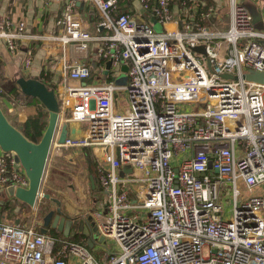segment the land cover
Listing matches in <instances>:
<instances>
[{"label": "built area", "instance_id": "2783aa9c", "mask_svg": "<svg viewBox=\"0 0 264 264\" xmlns=\"http://www.w3.org/2000/svg\"><path fill=\"white\" fill-rule=\"evenodd\" d=\"M90 1L101 15L98 29L90 33L67 9L51 38L79 54L97 43L98 56L114 70L124 65L128 81L124 88L87 85L82 81L90 70L76 57L65 60L60 120L81 135L52 145L90 148L99 157L107 204L93 226L103 241L93 247L109 238L115 249L97 258L85 246L34 226L0 222V264H67L70 258L76 264H264V195L241 191L264 184V86L241 78L248 70L264 72V31L252 28L238 0H229L226 31L197 21L161 33L129 12L118 15L119 0ZM170 1L139 0L164 24L171 22ZM213 14L208 8L201 17ZM23 31L22 22L0 29L9 52ZM30 64L28 57L24 66ZM121 90L128 100L124 114L115 103ZM27 186L14 155L0 152V191ZM221 195L232 199H226L232 205L228 221L221 217Z\"/></svg>", "mask_w": 264, "mask_h": 264}, {"label": "crops", "instance_id": "0c3cea01", "mask_svg": "<svg viewBox=\"0 0 264 264\" xmlns=\"http://www.w3.org/2000/svg\"><path fill=\"white\" fill-rule=\"evenodd\" d=\"M120 1H124L125 4L123 9L118 7V15L129 12L136 20H143V18L149 20L152 16L149 15L147 11L143 10L139 0H119L118 3ZM238 2L241 3L247 11L248 9L244 4H250L248 8L252 14V19L256 20L258 18V21H256L255 24L261 22L264 29V0H238ZM208 8H212L214 14L210 19L202 18L201 14H203ZM67 9L70 11L74 19L79 22L80 26L90 33H93L98 29V26L101 23V15L92 5L90 0H0V29L5 28L6 22H22L24 24V37L16 41L17 49L13 53L9 52L5 42L0 40V76L8 81H16L20 77H25L26 79L36 78L53 89L58 95L64 79L62 64L68 58L76 57L77 60L85 65L91 72V77L82 81V83L96 85L110 82V71L114 69L110 66L108 74H104L106 71L107 60L98 56L97 43H91L84 54H79L73 50L72 46L67 45L63 48L60 44L52 40L51 37L57 35L61 30L60 22L64 18ZM169 9L171 22L164 24L157 20L161 25V32L165 31L167 28L174 29L176 26L181 28L184 22L195 23L197 21L200 25L206 26L215 31H226L230 27L231 8L229 0H171ZM28 57L31 60V64L29 67H25L24 61ZM122 67L125 66L121 65L117 70L122 69ZM112 80H114V78ZM11 104L14 107L18 106L19 108L24 109V112L22 113L24 116L23 120L25 119L26 114L33 110V107L27 106L25 102L18 101V103H10L5 100V105L9 108L11 114L13 113V110L10 107ZM79 135H81V133ZM88 149L98 163L99 157L94 154L95 152L93 153V150L90 148ZM82 150L83 149L70 148L57 149V147L52 145L46 165V178L44 177V179L46 182V179L50 178V175L57 171L58 172L55 175H59V173L62 174L56 164L62 158L67 160L68 164L74 168L76 165L74 158L78 159V161L83 164L82 166L80 164V169H82V173L88 182L89 192L94 196V198H91L94 202H92L91 205V212L84 214L85 217L87 216V218H84V228L86 226L87 230L84 229L83 231H78L75 229L63 233V231L52 230L50 224H48L46 235L51 236V234H54L56 237L53 238L69 240L83 245L88 249L87 241L89 239H91L92 248L95 247H93V243L97 240L99 241V239H93V236L96 233L92 232V229H94L93 226L105 215L104 208L103 215H101L98 210V198L101 194L106 195V191L101 187L97 169L96 183L94 182L93 177L89 175L84 165ZM118 174L122 176L123 172L120 171ZM77 178H80V181L82 180V177L79 176V174L76 177L74 176L75 180H77ZM91 180L94 188L91 185ZM95 184L97 186L96 188ZM53 191L57 192L56 188H54ZM50 197L53 198V196ZM0 199L1 201L3 200L1 197ZM56 199L60 202V211L62 210L61 206L64 207L63 213L67 217H70L68 214L69 212H72L77 208L67 197L64 199L56 197ZM27 207L28 206L24 204L18 205L17 200L14 198H4V200L0 202V222L12 223L15 225L18 224L21 226H34L37 231H39L43 225L38 221L39 218L37 217V214L33 213V211L32 213L30 212L31 218H28L29 214H27L26 209L29 207ZM56 209L57 206L53 210L55 213ZM76 216H79V214ZM59 232L61 235H59ZM76 236L80 237L75 239ZM56 247H59V244H57ZM102 251V247L98 248L97 258H99ZM67 262V264H76V259L70 258Z\"/></svg>", "mask_w": 264, "mask_h": 264}, {"label": "water", "instance_id": "95a60500", "mask_svg": "<svg viewBox=\"0 0 264 264\" xmlns=\"http://www.w3.org/2000/svg\"><path fill=\"white\" fill-rule=\"evenodd\" d=\"M256 21H258V18L256 20L253 19L252 23L255 24ZM194 50L203 52V49L200 47ZM110 64L111 61L108 60L106 62L105 75L108 74ZM221 78L235 81L238 79V76L224 74ZM241 78L246 82L264 86V72L248 70L242 74ZM16 84L25 96L35 98L42 104L48 113V119L47 126L40 140L35 143L30 141L19 129L8 121L0 106V152L12 153L16 163L20 165L28 180L27 188L10 187L6 190L5 197H0L3 200L4 198H14L17 200L18 205L24 204L33 209L41 195V186L53 142L56 141L57 144H64L67 137L74 138L76 133L80 134V130H76L75 127L68 125L66 122H61L58 98L53 89L48 88L36 78L26 79L25 77H20L16 80ZM125 171L130 172V169H126ZM91 185L94 188L92 180ZM11 190L13 194H11ZM42 196L44 199L53 202L57 206L56 212L61 213L60 202L57 199L51 198L48 194H42ZM49 215L45 217V224L39 230L41 234L47 233V226L50 221ZM92 232H95V230L92 229ZM97 237V234H95L93 239L95 240ZM102 241L103 239L99 238V242ZM87 246L89 248L92 247L91 239L87 241Z\"/></svg>", "mask_w": 264, "mask_h": 264}, {"label": "rangeland", "instance_id": "374dc122", "mask_svg": "<svg viewBox=\"0 0 264 264\" xmlns=\"http://www.w3.org/2000/svg\"><path fill=\"white\" fill-rule=\"evenodd\" d=\"M249 5L250 4H247V3L244 4V6L248 9V12L250 13V15H252L248 8ZM137 21L138 22L141 21L142 23L149 25L155 33H161L162 31L161 25L158 23L157 19L154 16H151L149 20H146L143 18V20L137 19ZM252 28L255 30H259V29L264 30L261 22L253 24ZM243 71L245 72L247 70L244 69ZM126 73L127 71L125 67H122V69L120 70H111L110 71V76H111L110 83L115 88H118V87L124 88L128 81ZM113 78L114 80H112ZM115 103H116V108L118 109L120 113L122 114L126 113L128 100L126 97L125 90L116 91ZM0 106H1V109L4 115H6V118L10 121L12 125H14L15 127H18L22 123V120L24 118L22 113L24 112L23 111L24 109L19 108L18 106L14 107L11 104L10 107L13 110V113H12L13 115H12L9 111V108H7V106L5 105V100H3L2 98H0ZM194 107L195 106H191V107H187L186 109L190 111ZM85 129H86V125H84L82 130H85ZM187 158H188V153L181 154L179 155L177 160H175V162L172 165L175 167L176 164H178V162H182L186 160ZM74 160L76 164L75 168L70 166L67 160L63 158L60 159L56 164L58 165V168L60 169L62 174L59 173V175H55L57 174L58 171L55 172L54 174L50 175V178L46 179V182H45V179H43L44 181L41 186L42 194L48 193L50 194V196H53V198L55 199L56 197L61 198V199H64L65 197H67L72 201L74 206H76L77 208L74 209L72 212L68 213L70 217H67L64 215L63 213L64 207L62 206H61V209H62L61 213L58 211L55 213L53 211L56 208L55 204L51 201L45 200L43 196H40L33 210L27 207L28 209H26V212L27 214H29L28 218H31V213L33 211V213L37 214V217L39 218L38 221L41 222L42 225L44 226L45 217L51 213V215H49L50 216L49 224L52 230L54 231L55 230L63 231V233H67L75 229H77L78 231H83L84 229L87 230L86 226L84 228V221H85L84 218H87V216L85 217L84 214L91 212V205L93 202L91 198H94V196L89 192L88 182L86 181V177L82 173L83 172L82 169H80V164L81 166L83 164L80 161H78V159L76 158H74ZM78 174L79 176L82 177L81 181H80V178H77V180L74 179V176L76 177ZM54 188H56L57 192L53 191ZM228 190L230 191V188ZM241 191L245 196L264 195V184L254 187L249 194L244 192V189H242ZM10 192L11 194H13L12 190ZM0 193H1L0 196L5 197L4 190L0 191ZM226 199L232 200L230 195H229V198H228V195L222 196V215L221 217L224 221L230 220L231 215H232V205L227 203ZM98 200H99L98 210L100 211L101 215H103V210L105 209L106 204H107V197L105 194H101L99 195ZM0 202H2L1 199H0ZM241 202H242V199H239V204ZM78 214L79 216H76ZM97 245L94 248L92 247L88 248L89 252L92 253L95 257L98 256V253H97L98 246ZM115 246L116 244L114 240H111L109 238H105L103 245H102L103 250L105 252H107V250L115 249L114 248ZM77 263H79V261H77Z\"/></svg>", "mask_w": 264, "mask_h": 264}, {"label": "trees", "instance_id": "16d2710c", "mask_svg": "<svg viewBox=\"0 0 264 264\" xmlns=\"http://www.w3.org/2000/svg\"><path fill=\"white\" fill-rule=\"evenodd\" d=\"M124 4H125L124 1H120L118 3V7L120 9H123ZM0 83H1L0 98L5 99L10 103H18V101L25 102L27 106L33 107L32 112L27 113L25 119L16 128L19 129L24 134V136H26L30 141L37 143L40 140L47 126V119H48L47 111L37 99L29 96H25L18 88L16 81H8L2 76H0ZM55 95L58 98V95L56 93ZM82 149H83L82 157L84 159V165L89 175L93 177L94 182L96 183L97 161L95 157L90 153V150L88 148H82ZM96 187L97 186L95 184V188ZM59 235H61L60 232ZM51 236L56 237V235L54 234H51ZM78 237L80 236H76L75 239Z\"/></svg>", "mask_w": 264, "mask_h": 264}]
</instances>
